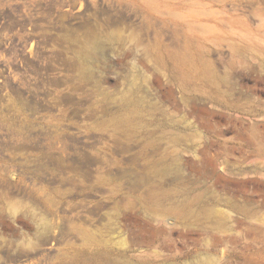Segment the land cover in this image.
Returning <instances> with one entry per match:
<instances>
[{"label":"rangeland","instance_id":"obj_1","mask_svg":"<svg viewBox=\"0 0 264 264\" xmlns=\"http://www.w3.org/2000/svg\"><path fill=\"white\" fill-rule=\"evenodd\" d=\"M0 264H264V0H0Z\"/></svg>","mask_w":264,"mask_h":264}]
</instances>
